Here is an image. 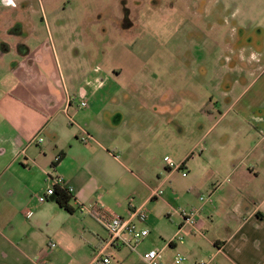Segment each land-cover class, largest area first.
Here are the masks:
<instances>
[{
    "label": "crops",
    "instance_id": "obj_1",
    "mask_svg": "<svg viewBox=\"0 0 264 264\" xmlns=\"http://www.w3.org/2000/svg\"><path fill=\"white\" fill-rule=\"evenodd\" d=\"M6 28L0 33V264H98L97 250L108 233L96 211L129 217L130 208L146 211L150 234L138 252L120 247L117 257L111 254L104 264H145L142 253L155 248L162 250L163 264L172 263L177 254L187 257L183 264H264V98L253 93L243 104L241 95L234 101L228 97L232 103L219 117L207 110L197 123L200 140L223 122L224 130L206 144L205 158L197 160L191 150L181 159L185 187L152 198L150 184L119 156L139 142L121 127L142 124L141 110L135 111L143 100L119 97V104H132L127 113L111 109L112 97L100 94L113 75L116 83L122 73L113 69L106 78H87L85 87L70 71L74 67L62 64L69 51L59 52L52 37L15 39L17 33L23 35L22 27L10 21ZM248 55L250 60L257 57L255 51ZM248 71L255 74L256 69ZM210 98L214 100L212 94ZM84 100L86 107L81 106ZM253 108L263 111L253 114ZM208 116L215 121L207 127ZM250 120L259 127L252 128ZM84 131L91 136L88 143L80 139ZM57 155L62 158L54 163ZM139 167L143 170L144 164ZM54 174L73 187L75 213L60 207L55 195L39 202L54 185ZM126 180L133 184L122 195L117 189ZM172 202L200 208L197 224H184ZM54 241L57 249L50 250Z\"/></svg>",
    "mask_w": 264,
    "mask_h": 264
},
{
    "label": "rangeland",
    "instance_id": "obj_2",
    "mask_svg": "<svg viewBox=\"0 0 264 264\" xmlns=\"http://www.w3.org/2000/svg\"><path fill=\"white\" fill-rule=\"evenodd\" d=\"M10 21L24 30L21 35L12 28L15 39L52 37L59 52L69 51L62 64L73 66L70 71L85 87L87 78H106L113 69L122 73L116 83L113 75L100 94L112 97L111 109L123 112L132 104H119V97L142 98L135 112L141 110L143 122L136 129L131 122L122 125L139 142L131 147L136 158L131 150L119 156L152 189H161L163 198L172 187H185L188 179L182 176L185 169L167 170L164 157L180 163L192 150L197 160L205 158L206 144L224 130L225 122L200 140L198 124L207 110L219 117L238 95L243 104L253 93L264 98V0H0V33ZM252 51L257 53L254 60L248 58ZM252 67L255 74L248 71ZM228 97L233 100L228 102ZM260 111L253 108V114ZM204 120L208 127L215 118ZM258 124L250 120L252 128ZM127 182L118 186L122 195L133 184ZM70 226L73 232L75 226ZM117 253L106 251L110 257Z\"/></svg>",
    "mask_w": 264,
    "mask_h": 264
},
{
    "label": "built area",
    "instance_id": "obj_3",
    "mask_svg": "<svg viewBox=\"0 0 264 264\" xmlns=\"http://www.w3.org/2000/svg\"><path fill=\"white\" fill-rule=\"evenodd\" d=\"M81 106L86 107L88 106V103L84 100L81 102ZM80 139L83 143H88L91 136L88 132L84 131V133L81 134ZM43 140V138H40L39 142H42ZM61 158L62 155H57L54 163L59 162ZM164 160L167 163V168L169 170L185 169L184 164L175 163L169 156H166ZM182 176H187V172L182 171ZM52 179L54 180V185L49 187L44 195L38 197L39 202H46L50 196L54 195L55 186L66 187L73 192V187L63 176L54 174L52 175ZM162 194L163 191L161 189L155 188L152 189L151 197L160 198L162 197ZM201 199L204 198L201 197ZM174 211L180 215L184 224H188L190 226H195L197 224L200 208L180 206L175 208ZM95 215L108 232V240L104 243V246L97 250L98 264L109 262L110 256L106 255L108 248L117 250L120 247H125L131 252H138L140 243L150 234V228L145 225L148 215L146 211L142 209L130 208L129 217H124L118 214L107 215L100 210L96 211ZM176 238L181 240L183 239V236L179 235ZM56 246L57 244L55 242H51L49 248L53 249ZM141 257L145 264H163L162 250L157 248L143 252ZM186 259L187 257L185 255L177 254L174 256L173 262L170 264H183Z\"/></svg>",
    "mask_w": 264,
    "mask_h": 264
},
{
    "label": "trees",
    "instance_id": "obj_4",
    "mask_svg": "<svg viewBox=\"0 0 264 264\" xmlns=\"http://www.w3.org/2000/svg\"><path fill=\"white\" fill-rule=\"evenodd\" d=\"M125 19L127 20L128 17H125ZM166 169L169 170L168 168H166ZM72 194H73V192H71L66 187L55 186V193H54V195L56 196V202L58 203V205L60 207H62L63 209H65L69 213H75L76 212V208L73 207L70 204V201L73 198L72 197Z\"/></svg>",
    "mask_w": 264,
    "mask_h": 264
},
{
    "label": "water",
    "instance_id": "obj_5",
    "mask_svg": "<svg viewBox=\"0 0 264 264\" xmlns=\"http://www.w3.org/2000/svg\"><path fill=\"white\" fill-rule=\"evenodd\" d=\"M51 200H55V197H52Z\"/></svg>",
    "mask_w": 264,
    "mask_h": 264
}]
</instances>
